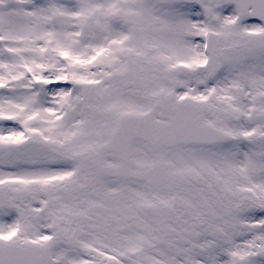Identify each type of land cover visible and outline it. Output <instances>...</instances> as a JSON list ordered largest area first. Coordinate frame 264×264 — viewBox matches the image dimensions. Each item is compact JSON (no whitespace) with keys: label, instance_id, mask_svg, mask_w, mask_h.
<instances>
[{"label":"snow or ice","instance_id":"6c2138e0","mask_svg":"<svg viewBox=\"0 0 264 264\" xmlns=\"http://www.w3.org/2000/svg\"><path fill=\"white\" fill-rule=\"evenodd\" d=\"M0 264H264V0H0Z\"/></svg>","mask_w":264,"mask_h":264}]
</instances>
